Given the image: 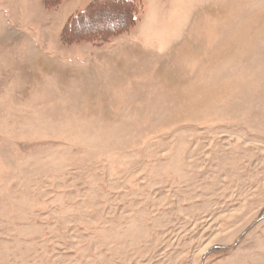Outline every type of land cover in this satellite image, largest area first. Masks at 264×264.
<instances>
[{
    "label": "rangeland",
    "instance_id": "374dc122",
    "mask_svg": "<svg viewBox=\"0 0 264 264\" xmlns=\"http://www.w3.org/2000/svg\"><path fill=\"white\" fill-rule=\"evenodd\" d=\"M0 264H264V0H0Z\"/></svg>",
    "mask_w": 264,
    "mask_h": 264
},
{
    "label": "trees",
    "instance_id": "16d2710c",
    "mask_svg": "<svg viewBox=\"0 0 264 264\" xmlns=\"http://www.w3.org/2000/svg\"><path fill=\"white\" fill-rule=\"evenodd\" d=\"M79 17H80V16H79ZM128 21H129V22H127V20L125 21V23H124V26H125V27L122 28L120 31L124 30V29L127 27L126 25H127L128 23H130V20H128ZM70 23H71V22H70ZM120 31H119V32H120Z\"/></svg>",
    "mask_w": 264,
    "mask_h": 264
}]
</instances>
